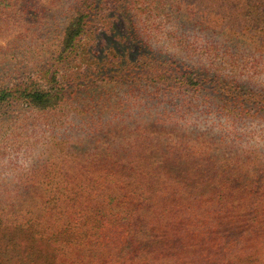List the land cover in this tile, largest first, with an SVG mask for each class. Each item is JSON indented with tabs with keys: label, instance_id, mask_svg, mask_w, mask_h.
<instances>
[{
	"label": "rangeland",
	"instance_id": "1",
	"mask_svg": "<svg viewBox=\"0 0 264 264\" xmlns=\"http://www.w3.org/2000/svg\"><path fill=\"white\" fill-rule=\"evenodd\" d=\"M18 1L0 0V52H16L1 81L60 89L68 108L21 110L0 122V185L20 190L18 173L43 171L45 156L56 154L45 143L53 127H75L80 119L73 111L82 109L85 120L98 117L111 126L96 141L106 137L120 156L144 155L146 147L149 156L150 145L162 142L195 156L198 166H214L240 206L264 195V0ZM261 3L257 16L234 20ZM74 6L88 11L89 22L73 49L60 55ZM12 40L19 42L7 47ZM177 65L197 75L199 85L183 83ZM84 142L107 159L102 146ZM47 161L59 170L57 159ZM258 214L264 217V210ZM257 235L233 240L231 260L227 247L187 259L169 246L172 240L154 254L163 264H264V234Z\"/></svg>",
	"mask_w": 264,
	"mask_h": 264
},
{
	"label": "trees",
	"instance_id": "2",
	"mask_svg": "<svg viewBox=\"0 0 264 264\" xmlns=\"http://www.w3.org/2000/svg\"><path fill=\"white\" fill-rule=\"evenodd\" d=\"M7 1L12 5V0ZM262 5L257 9L252 6L249 17L235 14L233 18L247 21L260 14ZM87 12L73 7L63 31L60 55L73 49L85 30ZM18 42L12 40L6 46ZM10 54L16 52H0V81L15 66ZM177 69L182 70L183 83L199 85L198 76L184 65H177ZM63 94L60 89L39 84L17 81L7 85L1 81L0 122L21 110L65 111L67 104L60 102ZM81 110H72L80 119L75 127H53L45 143L56 154L45 156L43 171L38 166L18 173L20 190L0 185V264H139L141 254L148 258L143 264H163L158 263L154 252L163 250L170 240L176 243L169 246L185 253L187 259L227 247L224 253H229L231 260L236 252L233 240L264 234V217L258 214L264 210V195L255 196L254 201L249 197L247 205L240 206L223 177L211 169L214 166H198V158L185 156L162 142L150 145L149 156L148 147L138 157L132 156L134 153L120 156L104 141L106 137L96 141L111 126L98 117L85 120V112L78 115ZM84 141L94 149L102 146L107 159L87 150ZM53 159H57L59 170L48 168L47 160ZM96 161L101 162L99 168ZM46 179L54 182L46 184ZM255 212L258 215L254 216ZM180 239L185 241L181 245ZM192 239L196 243H191Z\"/></svg>",
	"mask_w": 264,
	"mask_h": 264
}]
</instances>
